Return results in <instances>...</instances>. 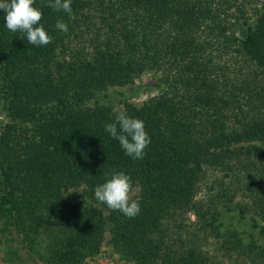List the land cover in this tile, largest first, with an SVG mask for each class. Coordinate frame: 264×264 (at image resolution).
Here are the masks:
<instances>
[{"label": "trees", "instance_id": "trees-1", "mask_svg": "<svg viewBox=\"0 0 264 264\" xmlns=\"http://www.w3.org/2000/svg\"><path fill=\"white\" fill-rule=\"evenodd\" d=\"M48 2L46 46L0 11V234L36 253L48 232V264L97 256L107 225L124 263L218 264L213 241L225 262L264 264V0H72L71 16ZM145 72L156 96L123 108L151 139L133 159L105 131L116 112L89 102ZM113 170L142 189L135 218L95 199Z\"/></svg>", "mask_w": 264, "mask_h": 264}, {"label": "clouds", "instance_id": "clouds-1", "mask_svg": "<svg viewBox=\"0 0 264 264\" xmlns=\"http://www.w3.org/2000/svg\"><path fill=\"white\" fill-rule=\"evenodd\" d=\"M71 4L72 0H49L47 6L71 16ZM34 5L35 0H0V11L5 14L6 28L10 32L25 33L29 44L46 46L52 43L53 37L40 23L42 10ZM55 27L63 32L68 31V25L63 20H57ZM105 131L118 140L125 155L133 159H142L144 150L151 143L144 121L128 116L126 111H117L115 121L105 124ZM107 175L109 178L95 187V199L130 219L135 218L141 210L142 189L139 185L134 186L130 175L123 171L113 170Z\"/></svg>", "mask_w": 264, "mask_h": 264}, {"label": "rangeland", "instance_id": "rangeland-1", "mask_svg": "<svg viewBox=\"0 0 264 264\" xmlns=\"http://www.w3.org/2000/svg\"><path fill=\"white\" fill-rule=\"evenodd\" d=\"M156 94L157 89L155 88V79L152 77L151 73L145 72L134 81V85L132 87L109 88L102 94L99 93V95L90 101L89 104L94 105L97 103L98 105L106 106L112 112L117 113V111H123L124 106L127 104L137 107L141 106L145 101L156 96ZM8 121L9 119L4 114L3 103L0 99V128ZM214 176L221 177V174L214 171H209L206 174V178L209 181H211ZM205 184V182L202 183V191L198 195V198H201L203 194L206 193ZM216 190L218 189L215 187L214 191ZM82 192L83 189H79L77 193L81 195ZM104 216L107 219V211L104 213ZM186 217L187 224H192L195 221V218L191 213L187 214ZM107 226L102 234L103 240L100 253L93 258L84 260L83 264H131L124 263V261H122L113 251V239ZM2 228H4L3 220L0 222V229ZM35 242L36 245H34V248L37 251L36 253L28 250L24 241H22V236L18 234L13 227H8L0 234V264H48L44 261H47V258H50V249L53 245L52 237H50L48 232L41 233ZM201 246L203 250L208 252L209 256H212L214 260L217 261L218 264L242 263L240 260L236 261V257H233V262L226 261V263L221 256V252L216 250L217 245L213 241L203 243ZM37 253L44 256L43 260H41Z\"/></svg>", "mask_w": 264, "mask_h": 264}]
</instances>
